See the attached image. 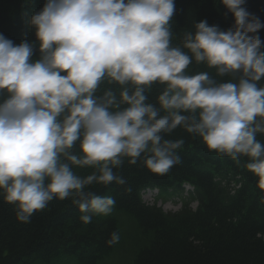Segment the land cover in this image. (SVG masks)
I'll return each instance as SVG.
<instances>
[{
	"label": "clouds",
	"instance_id": "9594fccd",
	"mask_svg": "<svg viewBox=\"0 0 264 264\" xmlns=\"http://www.w3.org/2000/svg\"><path fill=\"white\" fill-rule=\"evenodd\" d=\"M221 3L232 25L195 22L182 47L172 44L175 0H46L28 21L38 48L0 33V192L18 221L68 198L84 223L110 215L115 199L90 186L125 184L114 171L125 158L168 173L181 163L184 139L165 138L177 128L222 157H247L264 204V20L247 0ZM193 59L233 79L188 74ZM105 81L119 96L96 95ZM156 83L158 106L146 95Z\"/></svg>",
	"mask_w": 264,
	"mask_h": 264
},
{
	"label": "trees",
	"instance_id": "16d2710c",
	"mask_svg": "<svg viewBox=\"0 0 264 264\" xmlns=\"http://www.w3.org/2000/svg\"><path fill=\"white\" fill-rule=\"evenodd\" d=\"M45 2L0 0V33L15 43L36 42L35 29L28 21ZM175 3L173 46L182 47L184 33L194 32V23L200 20L222 29L234 22L221 0ZM246 7L264 20V0H247ZM260 35L264 39V30ZM186 71H207L218 82L233 79L217 75L215 69L194 59ZM164 87L156 83L146 89L148 102L158 106L157 97ZM109 89L119 96L121 86L105 81L96 95ZM165 138L184 139L178 150L181 163L166 174H157L142 161L133 165L125 158L123 166L114 169L125 184L90 186L98 195L116 201L110 215H94L90 223L80 219L83 214L71 198L54 199L30 223H22L16 218L15 206L6 203L0 192V264H55L59 260L61 264H106L117 252L128 256V264H264V204L259 200L258 177L244 167L248 158L240 157L237 163L222 157L183 128ZM257 139L264 142V134L258 133ZM72 151L79 152L78 142ZM74 171L84 176L93 169L74 167ZM186 185L191 189L187 191ZM144 188L158 189L157 200L181 202L183 207L165 212L156 204L148 206L141 200ZM194 201L199 203L196 209L191 207ZM114 232L119 240L109 245Z\"/></svg>",
	"mask_w": 264,
	"mask_h": 264
},
{
	"label": "rangeland",
	"instance_id": "374dc122",
	"mask_svg": "<svg viewBox=\"0 0 264 264\" xmlns=\"http://www.w3.org/2000/svg\"><path fill=\"white\" fill-rule=\"evenodd\" d=\"M146 197L149 198L150 201H152L153 199L151 194H147ZM164 208L167 210H178L179 205L167 203L164 205ZM129 259H130V255H129ZM61 263H62V260L55 262V264H61ZM128 263H129L128 256L124 255L123 252H117L111 256V258L107 261L106 264H128Z\"/></svg>",
	"mask_w": 264,
	"mask_h": 264
}]
</instances>
